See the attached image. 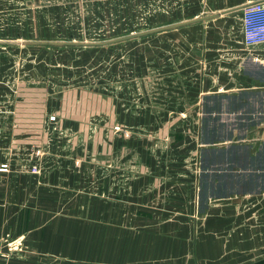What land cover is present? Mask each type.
<instances>
[{"label":"crops","instance_id":"0c3cea01","mask_svg":"<svg viewBox=\"0 0 264 264\" xmlns=\"http://www.w3.org/2000/svg\"><path fill=\"white\" fill-rule=\"evenodd\" d=\"M249 1L185 2L131 68L116 66L97 117L55 108V129L4 133L0 232L24 248L0 264H221L264 250V43H244Z\"/></svg>","mask_w":264,"mask_h":264},{"label":"rangeland","instance_id":"374dc122","mask_svg":"<svg viewBox=\"0 0 264 264\" xmlns=\"http://www.w3.org/2000/svg\"><path fill=\"white\" fill-rule=\"evenodd\" d=\"M188 1L0 0V142L10 129L41 128L55 108L97 117L105 88L116 93V66L131 68L133 53L147 51L149 35ZM252 254L221 264L264 258V250Z\"/></svg>","mask_w":264,"mask_h":264},{"label":"built area","instance_id":"2783aa9c","mask_svg":"<svg viewBox=\"0 0 264 264\" xmlns=\"http://www.w3.org/2000/svg\"><path fill=\"white\" fill-rule=\"evenodd\" d=\"M242 34L244 43L248 46L264 43V1H249L242 9ZM57 115L50 116L52 122L57 121ZM119 130L120 126H115ZM39 152V151H37ZM3 167L6 168L5 165ZM31 171H40L37 165L31 167ZM7 251H21L23 241L20 237H12L9 232H0V253Z\"/></svg>","mask_w":264,"mask_h":264},{"label":"water","instance_id":"95a60500","mask_svg":"<svg viewBox=\"0 0 264 264\" xmlns=\"http://www.w3.org/2000/svg\"><path fill=\"white\" fill-rule=\"evenodd\" d=\"M249 264H264V258L257 260L255 262L249 263Z\"/></svg>","mask_w":264,"mask_h":264}]
</instances>
